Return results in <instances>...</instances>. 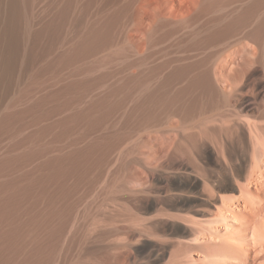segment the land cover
<instances>
[{"label": "rangeland", "instance_id": "1", "mask_svg": "<svg viewBox=\"0 0 264 264\" xmlns=\"http://www.w3.org/2000/svg\"><path fill=\"white\" fill-rule=\"evenodd\" d=\"M188 2L0 0V179L12 178L11 173L26 168L30 173H23L24 179L33 172L41 182L46 180L41 183L37 177L30 178L36 181L35 185L29 179L25 181L30 190L23 188L20 193H26L25 202L30 200V205L41 200L37 205L41 206L42 218L34 220L36 223L24 222L18 229L10 227L11 231L4 232L1 227L0 264L215 262L204 251V244L211 248L212 242L209 240V244L207 237L192 240L195 227L190 224L208 216L214 207L200 197V187L194 190L178 186L180 180L188 182L196 175L205 180L209 194L238 196L230 164L238 163L242 150L230 140L225 147L215 137H209L186 153L178 149L167 151L159 147L161 133L149 136L150 132H143L147 127L144 123L132 120L106 129L96 121L98 111L93 112L94 119L71 118L83 100L100 92L148 91L151 72L152 85L158 89L159 76L169 77L179 59L191 53L185 46L190 38L188 31L176 27L166 38L162 17L185 9ZM248 5V0H226L211 9L233 10ZM240 75L237 95L240 102L250 104L240 107V112L252 116L256 108L251 106L264 97V75L260 68ZM167 86L168 91L177 87L172 81ZM81 135V145L88 148L90 142L94 143L88 150L98 158L94 170L87 178L76 174L66 187H57L51 180L49 166L42 170L39 166ZM102 138L104 142L100 141ZM152 143L157 147L155 154L150 151ZM19 144L20 149L15 147ZM95 145L98 149L93 148ZM20 152L23 155L18 160L15 157ZM44 173L47 178L42 180ZM235 173L240 182L244 180L239 171ZM161 211L181 218L158 216ZM7 226L3 227L10 225Z\"/></svg>", "mask_w": 264, "mask_h": 264}, {"label": "bare ground", "instance_id": "2", "mask_svg": "<svg viewBox=\"0 0 264 264\" xmlns=\"http://www.w3.org/2000/svg\"><path fill=\"white\" fill-rule=\"evenodd\" d=\"M225 1L206 0L200 2L199 0H189L185 9L170 11L162 17L161 26L165 31L164 36L166 38L175 32L176 27L188 31L190 38L185 43L187 48L184 47L191 53L179 59L180 61L173 67L169 77H164L162 74L159 76L161 83L158 89L152 85L154 80L152 79L153 72H151L148 91L100 92L83 100L79 105V110L71 118L78 120L94 119L96 117L92 114L94 111H98L99 116L96 121L106 129L115 126V123H127L132 120L144 123L147 127L144 128L145 131L143 130V132H150L147 133L149 136L156 132L161 133H158V138L160 137L158 140L160 144H158L161 149L167 151L178 149L186 153L200 146L202 140L209 137H215L218 144L220 143L225 147L228 146V140L237 145L242 150V156L238 158L236 165H234L235 163L230 164V173L233 188L238 191V196L226 197L216 192L209 194V190L207 189V191L205 188V180L196 175L190 178L188 182L180 180L178 187H189L194 190L200 187V197L205 198L208 204L214 207V210L209 209L208 216L203 213L204 218L194 219L195 221L190 223L195 227L192 240L198 241L200 237H207L208 241L212 242L210 244L209 241L211 248L210 246L208 248L204 242V248H208L204 251H206V255L214 258L213 264H250L251 261L254 264H264V97L261 101L253 103L251 107L256 109L252 116H247L240 112V107L241 109L247 108L250 104L240 102L241 100L237 95L239 73L240 76H243L248 70L260 68L264 75V0H248V7L241 9L217 11L211 9L213 5ZM206 4L207 7H205ZM198 5L201 8H195ZM140 6L142 9V5ZM90 33L92 34V32ZM5 36L7 37V34ZM170 81L175 82L177 86L173 91L167 90L170 88L167 86ZM31 109L29 108V110ZM167 129L170 131L168 134L166 133ZM28 136L30 139L31 135ZM132 138L129 140L131 141ZM82 139L83 136L81 135L71 141L69 147L67 146L69 149L66 147L67 149L64 148L61 152L50 155L48 160L45 159L46 162L44 160L47 164L41 163L39 166L41 170L43 167L45 169L46 166H49L47 169H49L51 180L57 187H66L68 180L71 177L75 179L76 174L83 176V178L91 176L94 170L93 165L98 158L92 157L93 155L89 153V149H92L91 146L94 143L91 144L90 142L87 148L79 143ZM129 140L127 139V141ZM20 144L15 145V147H21ZM96 147L97 145L93 148ZM156 148V145L152 143L151 153L155 154ZM91 151L93 153V150ZM20 153H16L17 157L15 158L18 160L22 159L23 153ZM149 155L151 156V154ZM9 156L13 155L9 154ZM15 158L13 156V160ZM9 164L13 163L9 162ZM28 171L29 169L24 168L23 172L11 173L12 178L0 179V230L2 227L4 232L11 231V228L18 229L20 224L24 226V222L37 221L42 218L41 206L37 205L38 200L41 201L37 199L39 197L35 194L37 202H34L37 206L34 202H32L33 205H30L28 204L30 200L25 202V191V195L20 193L23 188L28 190L25 187L27 183L25 181L29 179L32 183L36 182L30 180V178L36 179L37 177L33 172H31V176L29 175L24 179L23 173H30ZM236 171H239L238 175L244 179L241 182L236 178ZM45 174L41 175L42 180ZM45 178L47 177L45 176ZM39 186L41 187V185ZM32 187L30 186V188ZM31 195L34 196V194ZM51 203L54 204V202ZM48 210L50 212L49 208ZM51 210L53 212V209ZM53 213L50 212L49 214L52 215ZM157 215L172 219L181 218L178 214L167 211L158 212ZM35 221L34 223H36ZM6 224L10 226L5 229L3 226H7ZM208 256H205L204 253V258L207 259Z\"/></svg>", "mask_w": 264, "mask_h": 264}]
</instances>
